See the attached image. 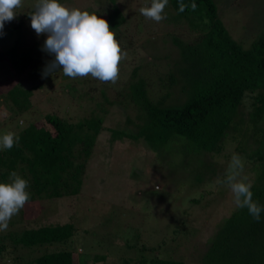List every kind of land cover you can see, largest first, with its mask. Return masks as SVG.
<instances>
[{"label":"trees","instance_id":"trees-1","mask_svg":"<svg viewBox=\"0 0 264 264\" xmlns=\"http://www.w3.org/2000/svg\"><path fill=\"white\" fill-rule=\"evenodd\" d=\"M109 1L111 5L105 14L97 10L90 14L95 13L107 21L124 52L132 44L127 32L129 22L117 0ZM181 2L188 5L183 12L179 11ZM192 4L196 6L194 11ZM165 13L167 22L188 23L196 32L194 38L187 40L177 34L165 36L170 37L172 49L180 53L173 65L161 76L156 69L148 67L158 59L151 55L149 61L133 68L113 99L104 88L99 89L101 96L96 97L91 85L84 90L78 83L64 80L57 86L70 100L67 107L34 106L32 96L41 83L37 81L40 80L38 73L37 80L32 77L31 84L23 81L22 73L30 67L32 51L41 50L40 41L33 39L32 48L21 49L27 31L18 29L8 49H0V69H9L12 73H3L8 72L13 79L10 87L0 91V127L7 125L9 132L20 137L18 146L0 151V182H8L12 171L28 180L31 199L26 204L81 194L87 162L99 135L106 130L104 156L113 158L114 171L118 167L120 176L125 179L128 176L132 183L136 164L142 156L128 165L125 173L124 154L135 158V154L145 148L156 157L155 151L163 156L166 144L175 145L176 138L182 136L197 149L198 159L213 160L217 170L222 167L227 170L232 155L239 154L244 160L245 172L253 175V199L264 205V31L257 34L248 47H243L225 28L214 0H169ZM34 68H41V63L27 74L34 76ZM175 88L184 99L172 106L167 101L174 95ZM114 103L134 112V116L126 114L122 127L104 126ZM35 110L41 111L40 118H33ZM27 113L30 117L26 119ZM212 153L220 161L216 162ZM144 168L142 165V170ZM160 183L155 184V189L161 188ZM229 193L227 189L226 194ZM98 200L92 198L84 202L92 211L93 202ZM231 203L226 209L228 215L207 240L201 262L264 264V212L257 222L246 208L238 209L233 201ZM24 211H20L23 216ZM24 219L12 218L9 226ZM72 222L71 218L57 224L0 232L2 264L6 263L4 253L12 255L11 264H76L79 260V264H105L107 256L114 251L106 246L94 254L72 249L69 243L76 233ZM130 254L121 252L114 257L117 262L109 264L131 261L134 264H186L159 256L131 260Z\"/></svg>","mask_w":264,"mask_h":264},{"label":"rangeland","instance_id":"rangeland-1","mask_svg":"<svg viewBox=\"0 0 264 264\" xmlns=\"http://www.w3.org/2000/svg\"><path fill=\"white\" fill-rule=\"evenodd\" d=\"M117 2L127 17L129 22L127 32L129 39H132L131 46L125 50L127 56L120 61L117 81L101 82L91 76L61 77L62 70L44 77L42 72L54 57L42 50L32 51L30 67L26 68L22 76L26 78L24 82L31 84L32 77L37 80L36 72L38 73L40 80L37 81L41 83L32 96L34 106L42 109H51L52 105L56 104L60 108L63 105L67 107L70 100L57 86L64 80L78 83L84 90L91 85L95 89L96 97L101 96L99 89L104 88L107 95L113 99L123 88L133 68L149 61L151 55L158 59L154 64L149 63L148 67L156 69L161 76L173 65L180 53L172 49L170 37L165 36L177 34L183 39L191 40L196 34L190 25L183 21L171 23L162 20L157 23L145 18L140 8L150 6L151 0ZM214 2L225 28L243 47H248L253 38L264 31V0H214ZM36 3L37 0H22L21 6L15 9L16 17L4 25L0 34V49H8L14 40L13 34L17 35L18 29L27 31L24 32L21 49L32 48L33 39L39 40L42 48L46 36L44 34L37 36L30 25V14L34 11ZM60 3L70 10L78 9L89 13L94 10L104 13L111 5L109 0H61ZM145 45L147 47H144ZM37 63H41V68H34L35 75L27 74ZM4 71L12 73L9 69H0L1 92L13 82L8 72L3 73ZM173 92L174 95L167 103L172 106L179 105L184 96L179 94L176 88ZM32 114L34 119L42 116L39 110ZM126 114L134 116L131 109L114 103L110 106L104 126H124ZM27 117H30L29 113L26 119ZM9 131L7 125H3L0 127V136ZM107 138L108 132L103 130L87 162L81 194L76 197L65 196L25 204L24 216L19 212L13 217L25 219L9 226L8 229L20 230L24 226L57 224L72 218V223L76 227V233L69 243L70 246L72 243V249H78L82 254H94L106 246L114 251L107 256L108 263L105 264L117 262L118 259L114 257L121 252L131 253L128 255L131 256V260L142 258L143 261L159 256L163 259L181 260L186 264H203L200 256L205 244L216 231L217 224L228 215L229 211L226 209L233 201L231 191L226 194L228 188L216 184L217 178H222L226 172L224 167L217 170L218 168L213 166V160L207 162L201 157L198 159V151L193 144L186 138L178 136L175 145L166 144L163 156L159 155L160 151H155L156 157L145 148H142L141 153H136L135 158L123 155L125 173L128 165L142 156L140 163L136 164V177L132 178L134 181L132 183L128 176L127 179L120 176L118 167L114 171L113 158L104 156L107 152L105 148ZM212 154L216 162L220 161L215 153ZM142 165L145 166L143 170ZM248 166L250 167V164ZM148 167L150 168L147 170ZM245 170L243 175L252 181V172ZM159 182L161 188L155 189V184ZM92 198L99 200L93 202L94 209L91 211L88 209L90 205H86L84 201H92ZM6 250L10 251L9 248ZM4 255L6 258L4 264H11L12 255L8 253ZM79 263L80 260L76 264ZM129 264L134 262L131 261Z\"/></svg>","mask_w":264,"mask_h":264},{"label":"clouds","instance_id":"clouds-1","mask_svg":"<svg viewBox=\"0 0 264 264\" xmlns=\"http://www.w3.org/2000/svg\"><path fill=\"white\" fill-rule=\"evenodd\" d=\"M169 0H151L150 6L140 8L141 14L157 23L166 19L165 9ZM22 0H0V34L6 22L13 20ZM188 5L181 2L179 11ZM195 10V4L191 5ZM30 25L37 36L44 34L46 39L41 50L53 56L44 68L42 76H52L58 70L70 78L91 76L101 82L115 83L119 75V64L127 52L110 30L106 20L95 13L69 9L58 0H37L30 14ZM7 115V113H5ZM20 137L8 132L0 136V151L18 146ZM245 163L239 154H233L222 178L216 184L227 187L238 209H247L257 222L264 212V205L253 199L252 182L243 175ZM29 181L17 172L9 174L8 182H0V232L7 231L11 219L18 215L31 199Z\"/></svg>","mask_w":264,"mask_h":264}]
</instances>
